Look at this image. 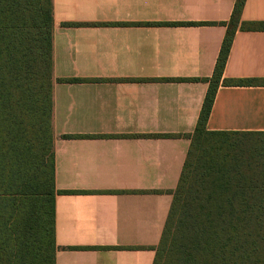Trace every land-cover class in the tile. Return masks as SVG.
I'll return each instance as SVG.
<instances>
[{
  "label": "crops",
  "instance_id": "1",
  "mask_svg": "<svg viewBox=\"0 0 264 264\" xmlns=\"http://www.w3.org/2000/svg\"><path fill=\"white\" fill-rule=\"evenodd\" d=\"M234 2L51 0L54 264H152ZM222 78H264V31L234 33ZM206 129L264 131V86L219 85Z\"/></svg>",
  "mask_w": 264,
  "mask_h": 264
},
{
  "label": "trees",
  "instance_id": "2",
  "mask_svg": "<svg viewBox=\"0 0 264 264\" xmlns=\"http://www.w3.org/2000/svg\"><path fill=\"white\" fill-rule=\"evenodd\" d=\"M244 2L220 22L225 34L183 135L189 146L152 264H264V131L206 129L219 85L264 86L222 78L234 33L264 31V21L241 20ZM52 26L51 0H0V264H54V197L73 192L54 187Z\"/></svg>",
  "mask_w": 264,
  "mask_h": 264
}]
</instances>
